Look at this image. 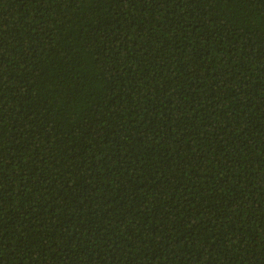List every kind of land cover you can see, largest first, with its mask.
<instances>
[{"label": "trees", "instance_id": "trees-1", "mask_svg": "<svg viewBox=\"0 0 264 264\" xmlns=\"http://www.w3.org/2000/svg\"><path fill=\"white\" fill-rule=\"evenodd\" d=\"M0 264H264V0H0Z\"/></svg>", "mask_w": 264, "mask_h": 264}]
</instances>
